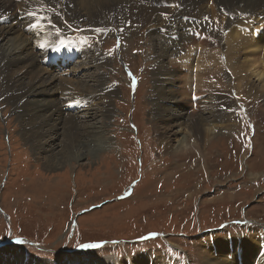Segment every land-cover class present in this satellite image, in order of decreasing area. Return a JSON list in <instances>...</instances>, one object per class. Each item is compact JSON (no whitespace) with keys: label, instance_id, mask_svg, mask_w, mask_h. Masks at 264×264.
Instances as JSON below:
<instances>
[{"label":"rangeland","instance_id":"1","mask_svg":"<svg viewBox=\"0 0 264 264\" xmlns=\"http://www.w3.org/2000/svg\"><path fill=\"white\" fill-rule=\"evenodd\" d=\"M220 28V47L228 46V29ZM109 35L102 34L99 47L111 58L107 86L117 95L103 120L104 147L85 143L88 154L46 167V153L24 137L0 93V264H149L150 256L163 264H204L220 261L215 249L228 234L237 242L262 240L264 94L253 98L242 89L241 97H220L231 118L206 145L187 137L185 153L171 155L158 127L172 121L154 111L157 37L146 28ZM180 57L186 63L187 49ZM251 248L224 251L234 264H260L246 260L257 247Z\"/></svg>","mask_w":264,"mask_h":264},{"label":"bare ground","instance_id":"2","mask_svg":"<svg viewBox=\"0 0 264 264\" xmlns=\"http://www.w3.org/2000/svg\"><path fill=\"white\" fill-rule=\"evenodd\" d=\"M247 13L262 19L252 20ZM221 23L228 29V46L224 47L218 40ZM32 24L37 27L28 29ZM142 28L157 37L152 38L158 86L153 103L159 113L155 116L172 121L158 127L159 138L171 155L185 153L187 137L206 145L231 118V105L224 113L226 102H220L225 100L220 97L230 99L242 89L253 98L264 94V0H0L1 97L18 114L24 137L46 153V167L54 169L71 160L70 156L88 154L91 149L85 143L95 144L93 148L107 145L103 120L112 114L117 90L107 86L105 70L112 69V63L100 50L99 40L103 33L133 35ZM60 43L78 51L66 67L61 62L64 53L57 50ZM46 48L55 54L57 70L43 65ZM183 49L188 52L186 63L180 57ZM179 92L189 100L177 99ZM75 107L82 111L68 112ZM53 131L52 141L44 143ZM182 133L185 138H180ZM233 243L237 251L257 247L246 260L264 264V238ZM227 249L234 250L228 238L216 246L220 261L205 258L203 263L234 264L230 260L234 255L226 254ZM155 261L163 264L149 257V264Z\"/></svg>","mask_w":264,"mask_h":264},{"label":"snow or ice","instance_id":"3","mask_svg":"<svg viewBox=\"0 0 264 264\" xmlns=\"http://www.w3.org/2000/svg\"><path fill=\"white\" fill-rule=\"evenodd\" d=\"M173 6H176V5H173ZM29 15H31V16H35L36 14L35 13H29ZM163 15H167L166 13L165 14H163ZM44 45H41V47H43ZM119 45H117V47H118ZM111 51V50H110ZM89 246H95V245H89Z\"/></svg>","mask_w":264,"mask_h":264},{"label":"trees","instance_id":"4","mask_svg":"<svg viewBox=\"0 0 264 264\" xmlns=\"http://www.w3.org/2000/svg\"><path fill=\"white\" fill-rule=\"evenodd\" d=\"M2 243V242H1Z\"/></svg>","mask_w":264,"mask_h":264}]
</instances>
